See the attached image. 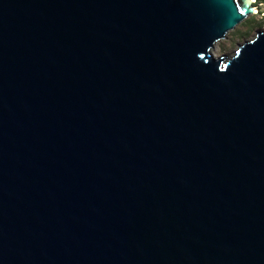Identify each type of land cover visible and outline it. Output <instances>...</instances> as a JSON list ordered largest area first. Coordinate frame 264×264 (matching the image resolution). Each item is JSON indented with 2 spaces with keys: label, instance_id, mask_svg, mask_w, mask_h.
<instances>
[{
  "label": "water",
  "instance_id": "water-1",
  "mask_svg": "<svg viewBox=\"0 0 264 264\" xmlns=\"http://www.w3.org/2000/svg\"><path fill=\"white\" fill-rule=\"evenodd\" d=\"M254 0H0V264H264Z\"/></svg>",
  "mask_w": 264,
  "mask_h": 264
},
{
  "label": "rangeland",
  "instance_id": "rangeland-1",
  "mask_svg": "<svg viewBox=\"0 0 264 264\" xmlns=\"http://www.w3.org/2000/svg\"><path fill=\"white\" fill-rule=\"evenodd\" d=\"M257 12L245 20L235 30L230 31L227 38L216 44L214 55L218 50V57L233 56L239 45L255 37L257 31H264V0H255Z\"/></svg>",
  "mask_w": 264,
  "mask_h": 264
},
{
  "label": "bare ground",
  "instance_id": "bare-ground-1",
  "mask_svg": "<svg viewBox=\"0 0 264 264\" xmlns=\"http://www.w3.org/2000/svg\"><path fill=\"white\" fill-rule=\"evenodd\" d=\"M226 38H227V37H226ZM218 43H219V42H218ZM214 51H215V50H214ZM236 51H237V49L234 51L233 54H235ZM217 53H218V50H217L216 53H215V56H216V57H218V54H217Z\"/></svg>",
  "mask_w": 264,
  "mask_h": 264
},
{
  "label": "built area",
  "instance_id": "built-area-1",
  "mask_svg": "<svg viewBox=\"0 0 264 264\" xmlns=\"http://www.w3.org/2000/svg\"><path fill=\"white\" fill-rule=\"evenodd\" d=\"M254 4H255V0H254ZM257 12V7H256V10H255V13Z\"/></svg>",
  "mask_w": 264,
  "mask_h": 264
}]
</instances>
